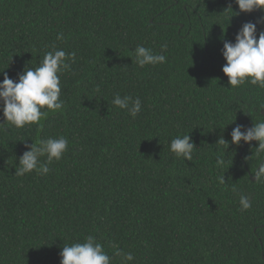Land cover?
I'll return each mask as SVG.
<instances>
[{"label":"trees","instance_id":"obj_1","mask_svg":"<svg viewBox=\"0 0 264 264\" xmlns=\"http://www.w3.org/2000/svg\"><path fill=\"white\" fill-rule=\"evenodd\" d=\"M247 22L258 39L264 11L239 13L235 0H0V82L49 51L76 54L59 74L62 110L0 128V264H60L88 236L111 264L113 245L129 264H264V180L253 178L264 152L231 143L236 126L264 122V87L230 90L222 72L221 38L234 43ZM138 45L166 62L139 67ZM117 94L139 97L141 112L113 105ZM187 134L191 161L170 151ZM60 136L68 149L48 174L15 176L25 143Z\"/></svg>","mask_w":264,"mask_h":264},{"label":"clouds","instance_id":"obj_2","mask_svg":"<svg viewBox=\"0 0 264 264\" xmlns=\"http://www.w3.org/2000/svg\"><path fill=\"white\" fill-rule=\"evenodd\" d=\"M235 3L238 5L239 13L264 11V0H235ZM227 10L233 12L231 7L225 11ZM237 14L234 13V15ZM57 39L63 40V33L58 34ZM221 39L223 41L222 56L226 61L222 72L227 77L229 89L239 87L246 82L264 87V31L259 33L257 39L256 24L247 22L238 30L234 43L224 40L223 37ZM166 48L167 45H162L161 52L166 51ZM75 55L74 52L68 54L62 49L49 51L44 55L39 66L34 69L26 68L18 76L17 81L4 74L3 81L0 82V112L3 113V123H0V128H4L5 125L16 128L29 125L39 126L40 121L47 117L49 111L62 110L64 103L60 99L59 74L70 68V64L66 61L69 59L74 61ZM132 57L141 68L166 62L165 55L156 54L152 49L142 45L135 48ZM112 103L126 110L133 118L141 112L142 108L140 98L134 99L129 95L121 97L117 94ZM241 141L246 144L256 141L258 147L255 149V154L259 155L264 152V122L255 123L247 130H242L239 125L233 128L231 143L240 145ZM68 143L67 138L63 136L37 140L31 145L25 143V148L28 150L19 158L15 176H24L32 172L41 176L48 174L51 170L49 165L54 160L58 161L62 158L68 149ZM218 144L229 147L228 142L222 137L218 140ZM194 149L196 147L189 134L183 137L177 136L170 142V151L186 161H191ZM41 157H46V160L41 162ZM223 164V158L217 160L218 166ZM253 178L256 181L264 180V162L260 164ZM220 182L225 183L224 176L220 178ZM240 205L241 210H247L251 206L246 195L241 194ZM113 249V255L120 258V264H129L134 261V256L130 251L124 252L118 245H113ZM60 257V264H111V257L93 236H88L83 243L65 245L60 252Z\"/></svg>","mask_w":264,"mask_h":264},{"label":"water","instance_id":"obj_3","mask_svg":"<svg viewBox=\"0 0 264 264\" xmlns=\"http://www.w3.org/2000/svg\"><path fill=\"white\" fill-rule=\"evenodd\" d=\"M262 113L264 114V111H262Z\"/></svg>","mask_w":264,"mask_h":264}]
</instances>
